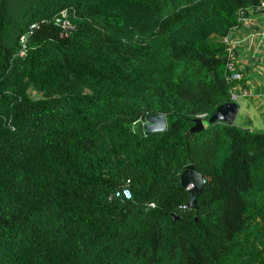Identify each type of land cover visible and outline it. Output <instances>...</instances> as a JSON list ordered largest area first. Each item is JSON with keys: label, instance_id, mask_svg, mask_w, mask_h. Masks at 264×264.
Returning <instances> with one entry per match:
<instances>
[{"label": "trees", "instance_id": "1", "mask_svg": "<svg viewBox=\"0 0 264 264\" xmlns=\"http://www.w3.org/2000/svg\"><path fill=\"white\" fill-rule=\"evenodd\" d=\"M260 1L0 0V264H264V131L208 122Z\"/></svg>", "mask_w": 264, "mask_h": 264}, {"label": "crops", "instance_id": "2", "mask_svg": "<svg viewBox=\"0 0 264 264\" xmlns=\"http://www.w3.org/2000/svg\"><path fill=\"white\" fill-rule=\"evenodd\" d=\"M247 20V24L239 26L229 34L230 40H243L236 49V55L243 75L239 87L246 91L247 96L238 101L240 108L237 117L242 115L241 122H247L249 129L264 131V37L258 40L260 36H257L258 39H255L251 48L244 41L246 33L264 32V13L248 15Z\"/></svg>", "mask_w": 264, "mask_h": 264}, {"label": "water", "instance_id": "3", "mask_svg": "<svg viewBox=\"0 0 264 264\" xmlns=\"http://www.w3.org/2000/svg\"><path fill=\"white\" fill-rule=\"evenodd\" d=\"M239 104L235 101H231L228 104L218 107L209 119V123L224 122L227 124H233L236 116L239 112ZM167 127L165 116L160 115H147L143 124V128L146 134L154 132H163ZM204 121L200 118L195 120V126L190 129V133H197L204 130ZM180 185L183 189L187 190L189 200L184 205H179L178 209H191L198 210L197 197L200 195L204 179L200 173H198L193 165H187L184 167L180 175ZM173 218L177 219V216L173 214Z\"/></svg>", "mask_w": 264, "mask_h": 264}, {"label": "built area", "instance_id": "4", "mask_svg": "<svg viewBox=\"0 0 264 264\" xmlns=\"http://www.w3.org/2000/svg\"><path fill=\"white\" fill-rule=\"evenodd\" d=\"M264 13V0H261L257 5L252 6L247 9H240L237 12V24L233 26L229 34L233 32L234 30L238 29L239 26L247 24L248 15H251L253 13ZM66 13L61 12V17H65ZM56 22H59V19L56 20ZM36 25L33 24L30 26V28H34ZM64 29H68L67 23L64 21L62 24ZM226 35L222 38V42L225 45L224 50V61H225V80L230 85L229 93L231 97V101H235L238 103L240 98H245L247 96V93L245 90H242L239 87V82L242 80L243 75L242 72L239 69L238 66V56L236 55V49L238 45L242 44V39L239 38H232L229 39L230 35ZM257 36H260L258 39ZM261 37H264V32L261 33H246L244 34V41L247 42L248 48H251L253 46V43L255 39L258 40L261 39ZM22 42L24 41L23 38L21 39ZM26 45H22V48L19 52V56L22 57L25 55ZM124 196L129 197V192L125 190L123 192Z\"/></svg>", "mask_w": 264, "mask_h": 264}, {"label": "rangeland", "instance_id": "5", "mask_svg": "<svg viewBox=\"0 0 264 264\" xmlns=\"http://www.w3.org/2000/svg\"><path fill=\"white\" fill-rule=\"evenodd\" d=\"M240 99H242V98H240ZM242 118H243L242 115H239L238 117L236 116L235 123L239 124V125H243L245 127H248L247 126V124H248L247 122H245V123L241 122ZM143 124H144V122H143Z\"/></svg>", "mask_w": 264, "mask_h": 264}]
</instances>
